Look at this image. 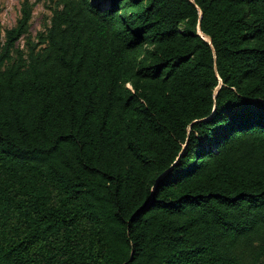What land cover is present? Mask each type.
I'll return each instance as SVG.
<instances>
[{
    "label": "trees",
    "instance_id": "1",
    "mask_svg": "<svg viewBox=\"0 0 264 264\" xmlns=\"http://www.w3.org/2000/svg\"><path fill=\"white\" fill-rule=\"evenodd\" d=\"M51 13L0 39V264H264V0Z\"/></svg>",
    "mask_w": 264,
    "mask_h": 264
},
{
    "label": "rangeland",
    "instance_id": "2",
    "mask_svg": "<svg viewBox=\"0 0 264 264\" xmlns=\"http://www.w3.org/2000/svg\"><path fill=\"white\" fill-rule=\"evenodd\" d=\"M24 1L32 5V18L30 21L29 35L35 39L38 33L45 31L52 16V9L56 0H0V39L4 32L13 27L20 17V8ZM21 46L23 41L19 43Z\"/></svg>",
    "mask_w": 264,
    "mask_h": 264
}]
</instances>
